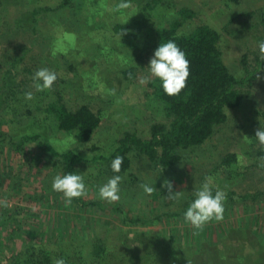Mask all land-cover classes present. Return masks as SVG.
Here are the masks:
<instances>
[{
    "label": "rangeland",
    "instance_id": "1",
    "mask_svg": "<svg viewBox=\"0 0 264 264\" xmlns=\"http://www.w3.org/2000/svg\"><path fill=\"white\" fill-rule=\"evenodd\" d=\"M166 1L167 16L174 6L197 14L187 29L207 24L220 34L223 62L235 78H243L245 69H255L256 58L264 61L257 47L264 41L260 24L264 0ZM119 2L0 0V53L26 46L38 61V70L57 73L55 83L67 106L86 104L101 119L81 146L70 136L43 130L59 153L74 151L82 158L76 172L83 174L87 194L80 199L92 202L91 207L66 206L62 194L52 190L54 176L63 174L55 159L23 156L6 146L0 149V264L33 245L46 249L64 245L74 255L87 250L89 244H84L96 236L104 240L106 264H264V198L258 203L238 200L264 193V159L257 156L255 142L256 131L264 126L263 68H258L240 107L227 111L226 123L202 146L187 152L174 169L153 168L133 155L130 169L121 174L120 200L108 203L99 198V187L111 176L102 169L106 162L94 157L110 156L126 131L144 135L152 121L163 120L159 107L144 97L146 85L138 83L142 74L134 82L121 76L124 69L140 66V54L152 40L142 22L143 30H136L141 17L138 0H130L128 9L117 8ZM33 9L39 12L35 16ZM115 26L128 30L116 33ZM10 80L0 73V94ZM33 92V97H42ZM19 112L18 107L5 111L0 104V122ZM16 128L14 123L1 130L14 135ZM229 154L235 156L232 170L220 173L219 165ZM207 178L212 189L227 193L224 218L194 229L183 216L172 214L180 213L194 188ZM165 181L181 193L178 199H166ZM142 184H151L156 191L147 195Z\"/></svg>",
    "mask_w": 264,
    "mask_h": 264
},
{
    "label": "trees",
    "instance_id": "2",
    "mask_svg": "<svg viewBox=\"0 0 264 264\" xmlns=\"http://www.w3.org/2000/svg\"><path fill=\"white\" fill-rule=\"evenodd\" d=\"M166 7H170L166 0H138L136 9L141 17L135 24L136 30H143L139 22L145 24L152 41L140 54V66L124 69L121 76L124 80L134 82L139 74L147 75L146 68L154 50L160 43L169 40L175 41L185 52L190 75L186 87L174 97L166 96L158 81L153 80L146 85L144 97L159 107L163 120L152 121L144 135L126 131L116 141V148L110 156L94 157V161L106 162L102 169H106L110 176L113 175L111 161L117 156L124 158L119 175L130 169L133 155H140L153 168L174 169L187 152L202 146L217 128L226 123L227 111L240 107L247 89L257 76L258 68L264 69V61H257L256 58L255 69L247 72L244 68L245 76L241 79L235 78L223 62L220 34L207 24H197L189 30L187 25L196 19L197 14L188 8L174 6L167 16L169 10ZM38 13L37 9L33 12L34 16ZM260 24L264 30V13L261 15ZM114 30L124 34L128 27L115 26ZM0 54V68H4V71L0 69V73L10 76L11 79L10 84L4 83L5 91L0 94V104H3L5 111L10 107H18L20 111L10 121L3 119L0 122V149L6 146L23 156L55 159L63 173L76 172L82 162L80 155L74 151L59 153L49 143V134L43 135V130H47L52 136L57 133L70 136L77 146H81L90 140L98 127L101 120L99 114L86 104L67 106L58 82L54 83L49 92H41V98L25 100L26 92L31 91L34 94L32 77L38 70V61L35 63L36 59L23 45L12 46ZM14 123L18 124L16 131H13L14 135L1 130L3 125ZM257 156L264 159V150L258 148ZM234 160L233 154L227 155L219 165L222 171L220 173H230V165ZM192 198L183 203L180 213L172 216H183ZM263 198L264 193L261 192L258 195L239 197L238 200L253 199L258 203ZM74 203L93 206L92 202H83L80 198L74 200L72 205ZM228 205L232 204L229 202ZM92 236L95 237L93 234ZM92 239L84 244H89L87 250L78 251L74 255L68 254V248L64 245L48 249L42 245H33L15 253L3 264H54L55 259L61 257L66 260V264H106L102 260L107 255L104 240L97 236Z\"/></svg>",
    "mask_w": 264,
    "mask_h": 264
},
{
    "label": "clouds",
    "instance_id": "3",
    "mask_svg": "<svg viewBox=\"0 0 264 264\" xmlns=\"http://www.w3.org/2000/svg\"><path fill=\"white\" fill-rule=\"evenodd\" d=\"M130 0H120L117 4L119 9H128ZM259 56L264 60V41L257 43ZM147 75L139 78L141 86L149 84L151 81H158L163 93L168 97H174L181 93L186 87L189 72V61L184 51L173 40L160 43L146 68ZM33 86L37 92L50 90L57 80V73L48 68H41L32 77ZM27 101L33 100L31 91L24 94ZM255 142L261 150H264V126L255 133ZM123 157H115L110 164L113 175L107 179L98 189L99 198L108 203H115L120 200V184L122 182L121 165ZM211 178H207L198 188L192 191L193 199L189 202L184 211L183 218L186 224L194 229H202L204 225L215 220L222 221L224 218V203L227 193L224 189L216 188L213 192ZM163 187L167 188L168 200H176L180 192L173 191L170 181H165ZM141 188L147 195H151L155 190L151 184H142ZM52 190L62 194L65 205H71L76 199L87 194V187L83 174L79 172H69L57 174L52 180ZM54 264H66L64 258L55 259Z\"/></svg>",
    "mask_w": 264,
    "mask_h": 264
}]
</instances>
